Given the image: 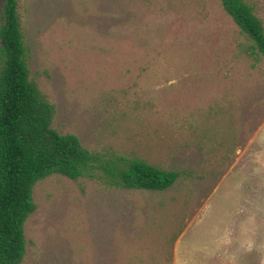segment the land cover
Listing matches in <instances>:
<instances>
[{
	"label": "rangeland",
	"instance_id": "374dc122",
	"mask_svg": "<svg viewBox=\"0 0 264 264\" xmlns=\"http://www.w3.org/2000/svg\"><path fill=\"white\" fill-rule=\"evenodd\" d=\"M247 1L264 23V0ZM19 11L55 129L181 172L159 192L46 178L23 264H264V57L244 49L221 0H19ZM207 118L229 131L224 148L198 142Z\"/></svg>",
	"mask_w": 264,
	"mask_h": 264
},
{
	"label": "trees",
	"instance_id": "16d2710c",
	"mask_svg": "<svg viewBox=\"0 0 264 264\" xmlns=\"http://www.w3.org/2000/svg\"><path fill=\"white\" fill-rule=\"evenodd\" d=\"M221 3L245 36L244 49L257 60L263 58L264 23L254 6L247 0H221ZM56 112V104L31 76L19 0H3L0 22V264H23L27 255L26 222L37 209L35 187L52 175L154 192L170 189L181 177L178 170L163 169L142 158L129 159L116 153L90 150L78 135L63 134L52 126ZM209 123L211 120L207 118L204 126L200 125L201 132L196 134L198 142L206 143L210 135L220 136L222 148L224 139L228 141L229 131L220 132L217 121L211 128ZM200 146L205 147L204 144Z\"/></svg>",
	"mask_w": 264,
	"mask_h": 264
}]
</instances>
